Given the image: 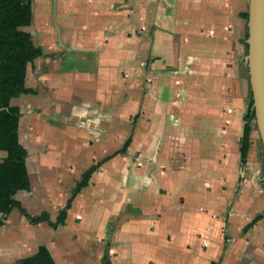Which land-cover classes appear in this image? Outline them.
Instances as JSON below:
<instances>
[{
  "label": "crops",
  "instance_id": "1",
  "mask_svg": "<svg viewBox=\"0 0 264 264\" xmlns=\"http://www.w3.org/2000/svg\"><path fill=\"white\" fill-rule=\"evenodd\" d=\"M249 2L32 0L43 54L12 98L31 187L14 198L53 222L73 201L58 226L0 209V264L41 246L52 264H264Z\"/></svg>",
  "mask_w": 264,
  "mask_h": 264
},
{
  "label": "trees",
  "instance_id": "2",
  "mask_svg": "<svg viewBox=\"0 0 264 264\" xmlns=\"http://www.w3.org/2000/svg\"><path fill=\"white\" fill-rule=\"evenodd\" d=\"M33 18L32 0H0V150L7 152V156L0 159V209L4 213H10L14 208H18L28 215L32 223L48 220L54 226H58L66 221L73 199L61 209L58 220L53 222L47 213L42 215L28 213L22 202L14 198L19 190L31 187L26 163L27 150L19 139L21 111L18 105L12 104V98L30 90L26 86L28 64L43 54V48L35 44L32 33L23 28L31 25ZM255 114L253 100L246 114L242 139L245 159L251 146L252 120ZM97 166H92L84 174L76 193L88 183ZM53 262L54 257L50 250L46 246H41L38 252L20 259L16 264Z\"/></svg>",
  "mask_w": 264,
  "mask_h": 264
},
{
  "label": "water",
  "instance_id": "3",
  "mask_svg": "<svg viewBox=\"0 0 264 264\" xmlns=\"http://www.w3.org/2000/svg\"><path fill=\"white\" fill-rule=\"evenodd\" d=\"M249 28L247 61L254 94V120L264 141V0H250Z\"/></svg>",
  "mask_w": 264,
  "mask_h": 264
},
{
  "label": "rangeland",
  "instance_id": "4",
  "mask_svg": "<svg viewBox=\"0 0 264 264\" xmlns=\"http://www.w3.org/2000/svg\"><path fill=\"white\" fill-rule=\"evenodd\" d=\"M26 28L29 29L28 27H26ZM244 35L246 36V33ZM239 52H240V55H239L240 58L242 56H246L249 54V48H248L247 43H244L243 48H241ZM243 64H244V60L241 62V68H243L242 67ZM242 70L245 72V74H244L245 78H247L246 87L248 88L249 96H250V102L252 104V102L254 100V94H253V88H252V84H251L249 66L248 67L245 66ZM252 126H253V128L251 131V146H252V144H254L255 148L259 149L260 156L264 158V141H263V138L261 136V133H260L258 127L256 126V121L254 119L252 120ZM251 146H250V148H251ZM6 154H7L6 151L0 150V159H3L4 155H6Z\"/></svg>",
  "mask_w": 264,
  "mask_h": 264
}]
</instances>
